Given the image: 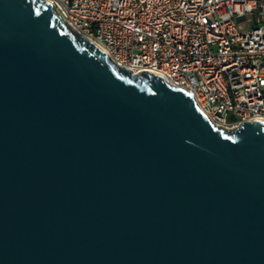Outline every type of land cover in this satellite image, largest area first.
Listing matches in <instances>:
<instances>
[{"label":"water","instance_id":"1","mask_svg":"<svg viewBox=\"0 0 264 264\" xmlns=\"http://www.w3.org/2000/svg\"><path fill=\"white\" fill-rule=\"evenodd\" d=\"M0 264H264V121L217 128L49 2L0 0Z\"/></svg>","mask_w":264,"mask_h":264},{"label":"built area","instance_id":"2","mask_svg":"<svg viewBox=\"0 0 264 264\" xmlns=\"http://www.w3.org/2000/svg\"><path fill=\"white\" fill-rule=\"evenodd\" d=\"M120 68L193 94L217 128L264 121V0H43Z\"/></svg>","mask_w":264,"mask_h":264}]
</instances>
